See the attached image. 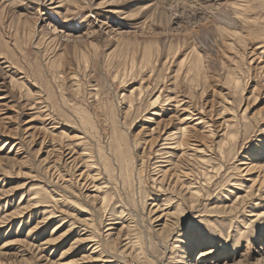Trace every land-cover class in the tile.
I'll return each instance as SVG.
<instances>
[{"label":"rangeland","instance_id":"374dc122","mask_svg":"<svg viewBox=\"0 0 264 264\" xmlns=\"http://www.w3.org/2000/svg\"><path fill=\"white\" fill-rule=\"evenodd\" d=\"M250 161L264 0H0V264H264Z\"/></svg>","mask_w":264,"mask_h":264},{"label":"bare ground","instance_id":"6f19581e","mask_svg":"<svg viewBox=\"0 0 264 264\" xmlns=\"http://www.w3.org/2000/svg\"><path fill=\"white\" fill-rule=\"evenodd\" d=\"M225 20V24L227 25V27H230V24H232V23H229L230 22V19H228L226 16H224L223 17V21ZM223 24V23H222ZM152 116H154V115H156V113H152L151 114ZM180 133H181V136L182 137H178V140H177V142H176V144H177V147H184V145H186L187 144V142H188V135H189V129L187 128V127H183V129H181V131H180ZM188 133V134H187ZM171 136V139H174L173 137H172V135H170ZM187 136V137H186ZM187 150V149H186ZM185 151V150H184ZM182 152V151H181ZM222 154H230V151H228V153L225 151V153L223 152ZM190 158V157H189ZM191 159V158H190ZM241 165H244V166H242L241 168H239L240 169V173H241V175H242V177L243 176H246V175H251V174H255L256 173V177H257V180L260 182V186H261V184L264 182V165H256V164H254V163H252L251 161L250 162H247V163H245V162H243V164L241 163ZM190 169V168H189ZM191 171V170H190ZM189 171V172H190ZM161 172V171H160ZM178 172H181V171H178ZM174 174V173H173ZM260 174H262V175H260ZM163 177H164V175H163ZM180 180V179H179ZM254 180V179H253ZM257 181H252V185L253 186H255V183H256ZM234 185H235V183H234V181H230V183H229V186L231 187V188H235L234 187ZM229 192H231V191H228V193ZM190 194H192V193H190ZM191 198H196V197H198V193H193L191 196H190ZM243 200H244V198H242V197H239V198H237V200H236V202L234 203V204H238V203H240V202H243ZM102 203H104V199L102 200ZM231 209L232 208H234V207H230ZM229 209V208H228ZM174 226V225H173ZM91 238V239H90ZM89 238V240L91 241V243H93V245L90 247V249L89 250H91V248H94L93 250H96L97 248H99V242H97L96 240L94 241V240H92V237H90ZM125 239V238H124ZM100 241V240H99ZM130 244V243H129ZM128 244V245H129ZM125 247H126V245H125ZM102 252H103V250L101 249L100 250V252L98 253V252H91L90 254H93V253H96L95 255L96 256H98V257H93V256H90V257H88L89 258V262L90 263H93V264H100V262H102V264H110V263H113L112 262V259H113V257H109V256H105V255H103L102 254ZM201 256H203V254L201 255ZM114 260V259H113ZM116 261V260H115ZM97 262V263H96ZM121 262V264L123 263V261H120ZM140 262H142L143 264H146V261H145V259H144V257L143 258H140ZM119 263V262H118ZM115 264H117V263H115ZM120 264V263H119Z\"/></svg>","mask_w":264,"mask_h":264}]
</instances>
